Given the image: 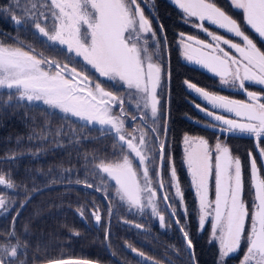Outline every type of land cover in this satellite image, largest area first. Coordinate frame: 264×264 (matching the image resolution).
<instances>
[{
    "label": "snow or ice",
    "instance_id": "obj_1",
    "mask_svg": "<svg viewBox=\"0 0 264 264\" xmlns=\"http://www.w3.org/2000/svg\"><path fill=\"white\" fill-rule=\"evenodd\" d=\"M142 3L144 0H24L21 8L19 0H16L14 6L4 9L14 13L11 20L21 27H33L46 47L63 51L68 62L61 63L55 58L45 57L43 53L37 54L32 48L25 50L0 43V90L8 91L5 104L15 100L39 106L37 102H42L50 110L59 109L64 119L74 117L76 122H83V127L99 126L102 135L113 139L112 158L93 155L89 159L86 155V166L93 179L99 177V185L79 179L75 183L102 191L105 199H117L129 211L142 216L150 212L153 218L159 219L161 227L170 226L166 225L165 214L160 208L162 201L171 216L176 217L175 223L180 226L187 247L191 249L192 241L181 225L175 203V198H178L179 208L184 209L186 218L184 194L174 161L168 154L169 145L160 135L161 128L167 132V119L161 112L162 65L158 52L150 50V41L157 48L159 41ZM173 3L183 11L185 22L196 18L198 23L194 26L210 37L208 41L180 33L179 42L185 58L218 76L222 86L240 89L247 94L246 101L232 99L185 81L187 87L208 105H195L215 122L206 126L218 128L221 134H247L258 142L264 140V93L248 91L245 87L246 82L264 85V50L246 34L244 25L218 6L215 0H173ZM231 5L242 10L244 24L264 38V0H231ZM17 9L19 15L15 14ZM205 22L236 39L210 31ZM78 60L83 61L84 68L90 66L98 77L70 66ZM98 78H106L114 88L123 87L128 92L118 95L109 91ZM126 97L136 100V112L139 113L132 114L131 121L135 123L139 119L143 122L131 131L126 129L129 115ZM221 110L235 118L220 114ZM61 134L57 132V135ZM183 143L184 164L198 202L199 225L203 229L206 221L211 222L212 237L219 243L221 259L236 253L246 242L247 248L240 264H264V175H261L256 158L249 153L254 190L250 210L242 197L241 159L232 155L227 144L218 138L212 146L204 137L188 134H185ZM259 154L264 158V147L259 148ZM10 159H15V155ZM166 159L169 165L167 181L162 172ZM97 160L99 162H95ZM71 172L72 169H66L65 178L70 177ZM213 174L214 199L209 195V180ZM166 185L174 190L175 198ZM18 187L11 173L0 171V188L15 191ZM24 191L28 192L26 187ZM158 192L163 193L162 197ZM29 199L30 195H25L24 200L17 202L0 193V212H16L12 216L11 229L0 233V264H28L30 246L21 241L15 224ZM16 203H19V208L13 209ZM77 211L82 219H86L84 206ZM112 211L110 203V215ZM90 215L97 224L101 222L99 207H95ZM249 218L250 228L246 227ZM135 227L141 229L143 225L136 224ZM74 235L79 233L74 232ZM108 236L106 229L105 238ZM128 247L138 256L145 257L144 252L131 245ZM32 259L39 257L33 256ZM147 259L152 260L151 257ZM45 264L98 262L60 258L49 259ZM153 264L157 262L153 261Z\"/></svg>",
    "mask_w": 264,
    "mask_h": 264
},
{
    "label": "trees",
    "instance_id": "obj_2",
    "mask_svg": "<svg viewBox=\"0 0 264 264\" xmlns=\"http://www.w3.org/2000/svg\"><path fill=\"white\" fill-rule=\"evenodd\" d=\"M5 3L6 0H0V7L5 5ZM215 3L244 25L246 34L254 40L261 50H264V40H262L249 26L244 24L243 13L241 10L235 9L229 0H215ZM152 9L160 25L163 26V33L168 50L170 78L166 141L169 145L168 154L171 155L174 161L180 186L184 194V203L188 213L186 221L188 227L187 232L192 241L196 263L216 264L218 249L215 243L209 241V222L205 225L202 232L197 231L198 209L196 199L191 191L185 167L183 165L181 138L184 134L196 135L198 137L202 136L207 139L211 145H213L219 138L220 141H224L229 145L232 155L238 156L242 162V175L244 181L242 197L248 204L250 210L254 199V190L251 184L249 153H252L256 158L261 175H263L262 161L259 159L255 149L254 137L240 134H221L218 129L207 127V124L214 122L199 113L192 105L191 101L199 102V100L185 88V81H189L196 84L198 87L205 88L208 91H214L215 93L228 94L229 96L236 98L245 97L244 93L241 92L224 91L217 88L218 82L216 77L199 67L184 62L180 58L178 47L175 44L178 34L184 33L185 35H191L197 38H205L206 36L194 26L195 22H185V18L178 7L169 0H153ZM145 13L146 15L151 16L150 12L147 10H145ZM206 27L215 30L214 27L212 28L210 25H207ZM162 49L165 54L164 42L162 44ZM245 87L249 91L260 90L256 87H253L255 89L250 88L249 84ZM15 111H17L16 108H13L9 104H5L4 101H0V158L12 157L15 155V159L6 158L0 160V171L11 173L12 178L19 187L15 190L14 194L10 193V197L16 201H22L24 200L25 195H29L32 192V187H38L34 182H31V178L24 177L22 168L25 159H50L58 152L59 158L68 160L76 158L78 152L72 151L73 155L68 157L65 153L60 151V148L54 150L48 148L46 152L41 149H34V147H30L29 149L24 148V146L20 145L22 140L21 136L26 132L22 123V121H24V116L21 115L20 112ZM32 122L34 124L36 123L39 129L34 130L32 133L29 132V136H33L39 141L41 136L45 135L39 133L44 131L42 117L38 116V118H33ZM160 132H162V130ZM91 136L94 137L97 135L96 133H92ZM258 143L259 148L264 147V140L257 141V145ZM103 144L105 145V148L102 146ZM86 149L91 151L90 157L93 155L104 157L105 154H113V139L109 136L92 138L86 144ZM95 162H98V160ZM165 175L166 171L164 172V176ZM25 185L27 186L28 192L24 191L26 187ZM40 185L41 183H39V186ZM213 189L214 179L212 176L210 177V197H213ZM58 190L60 189L48 188L40 193L31 194L26 205L20 210L19 218L15 224V230L21 237V241H26L30 246L27 253L28 264H38L49 259L64 257L88 258L99 261L103 264H123L121 261L124 263L145 264L140 262L137 256L132 255L131 252L126 250L125 245H131L132 247L137 248L139 251L144 252L145 256L151 257L153 261L161 264H170L165 257V246L169 247L171 250L175 247L178 250L176 257H180L179 264H191L182 238L172 224L173 230L170 234L168 231H159L157 226H152L150 232H146L143 230H137L129 224L118 222V216L122 219L125 218L130 222H134L136 219L133 218V216L124 215L122 212H120L121 214L113 213V215L117 216H114L111 220L108 236L109 249L112 255L115 253V255H113L115 258H113L107 252L104 242L103 234L104 227L107 225L106 222H104L101 229L91 225L93 228H90V230L80 229V235L73 236L70 234L71 231L69 229L71 228L70 220H60L55 222V220L48 221L45 219H36L37 214H40V212H38L40 208L57 207L61 204V200L55 202L56 197L54 196L55 198H53L52 196L56 194ZM90 194L91 196L95 195L93 192H90ZM97 198L101 201L99 197ZM101 203L102 205H105L103 200ZM17 208H19V203L13 207V209ZM14 215H16L14 210H12L10 214L0 213V233H4L11 229L12 216ZM179 218L182 224L181 220H183V217L179 216ZM169 222H171L170 219ZM250 224L251 220L249 218L246 227L249 228ZM241 246L242 247L234 256L232 255L226 259L225 264H237V262L241 260L245 251V244L242 243ZM33 256H37L39 259H32ZM21 258H24L23 255Z\"/></svg>",
    "mask_w": 264,
    "mask_h": 264
},
{
    "label": "flooded vegetation",
    "instance_id": "obj_3",
    "mask_svg": "<svg viewBox=\"0 0 264 264\" xmlns=\"http://www.w3.org/2000/svg\"><path fill=\"white\" fill-rule=\"evenodd\" d=\"M41 2H43V0H41ZM15 3H16V0H6L5 5L0 7V18H1L0 43H3L4 45L11 46V47H23L25 50L32 48V49H35V52L37 54L43 53L45 57L55 58L61 61V63H67L68 61L65 58L64 52L59 49H52V48L46 47V45L43 42V38H40L38 34H35V30L33 27L31 26L21 27V26L16 25L15 22L11 20V15L14 13L4 11V9H7L10 5L14 6ZM147 3H148V0H144V3H142V6L144 10H147L148 12L151 13V10L148 8L149 6ZM15 14L17 15L20 14L18 9L15 12ZM151 18H153L155 23L159 26L160 23L153 13L151 14ZM165 64H166V82H165L166 93L163 96L164 98L162 99V105L164 106V109L167 110L169 107V86L167 84V73H168L167 62ZM70 66L77 67L78 71L84 70L88 72V74L93 75L94 77H98V74L95 73L94 70H91L90 66L87 69L83 67L82 60H78V62L73 63ZM98 79L103 87H105L109 91H113L114 93L118 95L120 94L123 95L126 92H128V90L123 87L117 86L114 88L112 84L106 80V78H98ZM7 98H8V91L0 90V101H5L7 100ZM126 100H129V102L126 104V109L128 110V113H129L126 119V129L128 131H131L132 128L139 127L143 122L139 119L135 123L131 121L132 114L139 115V113L136 112V100L129 99L128 97H126ZM37 104L39 106L29 105L27 102L17 103L15 100H13L9 105L12 106L13 108H16V110L20 112L21 115H24L26 113L28 114L37 113L39 117H42V122L49 121L50 127H51V133H53L54 139H56V142H57L56 144H54V147L52 148L58 149L61 147L64 149L70 146L71 151H73L74 148L79 149L78 147L86 148V144L92 138L101 137V136H109V135H102L99 131V128H93L90 126L88 127L81 126L83 122H76V118L74 117L70 119H64L63 118L64 114L61 113L59 109L50 110L48 109L46 105H43L41 102H37ZM115 111H118V109H115ZM149 123H151L150 120H149ZM42 125L44 124L42 123ZM73 129H75L74 134L72 133ZM58 131H60L62 134L57 135ZM39 133L46 134L45 131L39 132ZM92 133H96L97 136L92 137L91 136ZM160 133H161V138L163 139L164 130L162 129V132ZM34 149H38L37 145L34 146ZM39 149L44 151L42 147ZM61 152L66 153V151H61ZM58 154L59 153L57 152L50 159H47V158L25 159L23 161L22 172L24 174V177L31 178L32 179L31 182L32 183L34 182L36 185H38V187L36 188L32 187L33 190L29 195L33 193H36V194L40 193L48 188H57L60 190H58L56 194L52 195L53 198L56 197L57 198L56 201L65 200L67 202L65 206L59 205L57 207L54 206V207L40 208L38 212H40L41 214H37L36 219H39V220L45 219L48 221L55 220V222L60 221V220H70L71 221V226H70L71 228H69L71 231L70 234L73 236H77V235H74V232L79 233L81 226H83V228L85 229V226H84L85 224L86 226H91V225H93L94 227L100 226V225L98 226V224L95 222L93 218L91 221L90 213L93 210V208L89 204L93 203L94 201L99 208H102V207L104 208V205H102L101 201H99L97 198L99 197V198H102L108 210L110 201L109 199H105L104 193L102 191L97 192L95 191V188H87L83 184L75 183V181L79 179L81 181L88 180L89 183H92L97 186L99 185V178L93 179V177L91 176V172L88 170L86 166L85 161H81L76 158L63 160L58 157ZM66 169H72L70 177H67V178H65ZM69 180H71L72 182L69 183ZM39 183H41L40 186H39ZM89 191L93 192L95 195L91 196ZM158 196L161 197L159 192H158ZM92 198H95V199H92ZM82 200L83 202L88 201L86 203L85 212L90 219L89 222H85L77 211V209L81 207L80 202H82ZM116 209L118 210L119 208H116ZM113 210H114V207H113ZM173 225L175 226V229L179 233L176 225L174 223ZM172 230L173 229L169 227L168 233L170 234ZM167 248L166 250H168Z\"/></svg>",
    "mask_w": 264,
    "mask_h": 264
},
{
    "label": "rangeland",
    "instance_id": "obj_4",
    "mask_svg": "<svg viewBox=\"0 0 264 264\" xmlns=\"http://www.w3.org/2000/svg\"><path fill=\"white\" fill-rule=\"evenodd\" d=\"M172 2H173V0H171ZM19 3H20V7L22 8L23 6H24V0H19ZM148 8L151 10V13L150 14H154V12H153V9H152V5H153V0H148ZM142 6V5H141ZM175 6L176 7H178L176 4H175ZM142 8H143V6H142ZM179 8V7H178ZM180 9V8H179ZM145 11V10H144ZM180 12L184 15V13H183V11L180 9ZM146 14V13H145ZM147 17H149L148 15H146ZM185 16V15H184ZM149 19L152 21V27H153V29L156 31V34H157V40L159 41V48H157L156 47V44L155 43H152L151 41H150V50H153V49H155L157 52H158V55H159V57H160V63H161V65H162V83H163V90H162V92H161V100L164 98L163 96L165 95V93H166V88H165V82H166V51H165V54H164V51H163V49H162V44H163V42H165L164 41V39H163V37H162V33H161V31H160V28H159V26L155 23V21H154V19L153 18H151V16L149 17ZM153 19V20H152ZM191 19H193L194 20V22L195 23H198V21L196 20V18H191ZM190 18L188 19V21L189 20H191ZM207 25H211V24H208L207 22H205V27L207 26ZM211 27L213 28L214 27V29L215 30H217V31H215V30H212V29H209L210 31H213V32H216L217 34H219V35H224V36H226V38H229V39H236V38H234V37H232L231 35H229V34H227V33H225L223 30H221V29H218V28H216L214 25H211ZM200 32L201 33H203L206 37L205 38H198V39H202V40H208V41H210V37H208L207 36V34L205 33V32H203L201 29H200ZM257 34V33H256ZM258 35V34H257ZM186 36V35H185ZM187 36H189V35H187ZM162 39H163V41H162ZM262 40H264V38H261ZM180 34H178L177 35V39H176V42H175V44L177 45V47H178V51H179V56H180V58L184 61V62H187V63H190V64H192V65H194V66H196V67H199V68H201V69H203V70H205V71H207L208 73H210V74H212L214 77H216L217 78V82H218V84H217V88H219V89H221V90H224V91H234V92H241V93H243L242 92V90H240V89H231V88H229V87H227V86H222L221 84H220V80H219V77L218 76H215V74H213L212 72H210V71H208L207 69H205V68H203L202 66H200L199 64H196V63H194V62H190V61H188L186 58H185V56L183 55V49H182V47H181V45H180ZM237 42H239L238 40H237ZM165 44V43H164ZM225 47V49L226 50H229V49H227V46H224ZM230 51H232L233 52V54H235L234 53V50H230ZM247 84H249V87L250 88H252V89H255V88H253V87H256V88H259L260 90H258V91H254V90H251L252 92H257V93H263V91H264V85H256V84H254V83H252V82H246V84H245V86L247 85ZM184 85H185V88L194 96V97H196L198 100H199V102H193V101H191L192 102V105L195 107V105L196 104H201V106L202 107H208V105L206 104V102H204L200 97H198V95L195 93V92H193L192 90H190L188 87H187V85H186V83H184ZM249 91V90H248ZM211 92H214V91H211ZM218 94H220V95H224V96H229L228 94H221V93H218ZM120 95H122V94H120ZM244 98H236V97H232V96H229L230 98H232V99H237V100H247L248 98H247V96L244 94ZM262 102H264V101H262ZM42 103V102H41ZM196 108V107H195ZM196 110L199 112V113H201L202 115H204L205 117H207V118H209V119H211V117H208V116H206L205 115V113H203V112H201V111H199L197 108H196ZM168 111H169V107H168V109L166 110V109H164V106L162 105V108H161V112L163 113V117L165 118L166 117V115H167V122H168ZM15 112H18V111H15ZM37 113H31V114H28V113H26V114H24L23 116H24V121H22V123H23V127L26 129L25 131V133L21 136V143H20V145L21 146H24V148H30V147H34L35 145H32V144H37V148L39 149V148H43L44 149V151L46 152L47 150H48V148L49 149H51V150H54V149H57V148H52V147H54V144H56L57 142H56V139H54V135H53V133H51V127H50V122L49 121H47V122H43V127H44V131H45V135H42L41 136V138L39 139V141H37V138H35V137H33V136H29V132L30 133H32L34 130H38L39 129V127L37 126V124L35 123H33L32 122V119L33 118H38V114L36 115ZM220 114H224V115H228L229 116V118H235L232 114H228V113H224L222 110L220 111ZM212 120V119H211ZM163 121H161V123H162ZM214 122V121H213ZM215 123V122H214ZM168 124V123H167ZM35 125V126H34ZM163 128H161V130H162ZM216 129H218V128H216ZM219 130V129H218ZM44 134V133H43ZM161 135V134H160ZM189 135V134H188ZM245 136H248L247 134H244ZM184 136H185V134L182 136V138H181V150H182V159H183V165H184V167H185V171H186V175H187V179H188V181H189V184H190V188H191V191L193 192V195H194V197H195V199H196V205H197V209H198V202H197V198H196V195H195V190H194V188H193V186H192V183H191V177H190V175H189V173H188V171H187V168H186V165L184 164V143H183V140H184ZM189 136H193V137H198V136H196V135H189ZM66 137V136H65ZM251 137H253V136H251ZM41 139H43V140H41ZM207 140V139H206ZM257 139L254 137V143H255V149H256V151H257V154H258V157H259V159L262 161V165H263V170H262V172H263V175H264V158H261L260 157V154H259V147H258V145H257V141H256ZM217 142V141H216ZM216 142L212 145V146H214L215 144H216ZM224 142V141H223ZM225 143V142H224ZM210 144V143H209ZM211 145V144H210ZM104 148H105V145L103 144L102 145ZM227 146L229 147V145L227 144ZM79 149H75L74 148V150L73 151H76V152H78V156L76 157V159H79V160H81V161H85V156L87 155L88 157H89V159L91 158L90 157V153H91V151L90 150H88V149H86V148H80V147H78ZM230 148V147H229ZM66 151V153H65V155L66 156H68V157H70V156H72L73 155V153H72V151H71V148H70V146H68L67 148H61L60 147V151ZM86 150V151H85ZM116 152H117V154H118V149L116 150ZM48 153V152H47ZM104 157H107V158H109V159H111L112 158V153L111 154H105L104 155ZM86 162V161H85ZM99 162V161H98ZM258 166V165H257ZM259 168V167H258ZM166 171V175L164 176V172ZM162 172H163V176H164V179L167 181L168 179H169V165H168V162H167V160H165V162H164V165H163V168H162ZM91 176H92V174H91ZM99 177H97V179H98ZM213 179H214V174H213ZM114 183V182H113ZM166 187H167V190L169 191V193L172 195V197L173 198H175L174 197V190L170 187V185H166ZM0 193H3V194H5V195H8V196H11V194L10 193H15V191H13V190H6V189H3V188H0ZM210 180H209V195H210ZM214 197H215V180H214V189H213V197H211L212 199H214ZM12 198V197H11ZM13 199V198H12ZM92 199H95V198H92ZM100 200L102 201V198H100ZM54 201V200H53ZM110 201V200H109ZM17 202H19V201H17ZM55 202H56V198H55ZM88 202V201H87ZM86 201L85 202H83V200H82V202H80V205L81 206H84V208L86 209V203H87ZM61 204H60V206H65L66 205V201L64 200V201H61L60 202ZM109 203H111V206H112V208L114 207V210H113V213L114 214H121L120 212H122V213H124V215H127V216H133V218H135L136 220H134V222L132 221V222H130V221H128V220H126L125 218H120L119 216H118V218H119V220H118V222H120V223H122V224H129V225H131V226H133L134 228H136L135 227V225L136 224H141V225H143V228H141V229H138V228H136L137 230H143V231H146V232H150V228L152 227V226H157L158 227V230L159 231H161V232H164V231H168V228L169 227H171L172 229H173V223L174 222H172V219H171V217H170V215H169V213L167 212V209H166V207H165V205H164V203L161 201V204H160V208H161V210L164 212V214H165V218H166V225H170V226H165V227H161L160 226V222H159V219L158 218H153L152 216H151V213L150 212H146V214H144L143 216L140 214V213H138V212H135V211H129V209L127 208V206L126 205H122L117 199H112ZM175 203L177 204V209H178V215L179 216H182L183 217V220H184V222H183V220H181L182 221V224L181 225H183L184 227H185V229H186V231H187V229H188V227H187V225H186V221H187V217L185 218V213H184V209H181V208H179V200H178V198H175ZM15 205H17V203L16 204H14L13 205V207H15ZM93 209L95 208V207H98L97 206V204L93 201V203H91V204H89ZM105 207H106V204L104 205V208L102 207V208H100V210H101V215H102V221H101V224L99 223L98 224V228H102L103 227V224H104V222H106V224L108 223V219H109V212H108V210H107V207H106V209H105ZM119 207V209L117 210L116 208H118ZM0 213H2V212H0ZM112 213V214H113ZM41 214V213H40ZM198 216H199V211H198V214H197ZM114 216H117V215H111V220H112V218L114 217ZM187 216H188V213H187ZM198 216H197V223H198V232H202V230L204 229V227H203V229H201V227H200V225H199V221H198ZM171 220V222H169V219ZM90 219H91V221H92V216L90 215ZM90 219H89V217H88V215L86 214V219H83L85 222H89L90 221ZM168 220V221H167ZM127 221V222H126ZM142 221V222H141ZM209 222V225H210V230H209V234H208V238H209V241H211V242H213V243H215L216 244V246H217V249H218V256H217V259H216V264H225V262H226V259L228 258V257H225V258H223V259H221V257H220V251H219V243H218V241H216L215 239H213V237H212V226H211V222L210 221H206V223H205V225L207 224ZM110 223H111V221H110ZM172 224V225H171ZM251 225V224H250ZM85 226V229L83 228V226H81V230H90V228H93V226H86V224L84 225ZM175 227V226H174ZM106 228H107V225L104 227V236H105V230H106ZM110 228V227H109ZM250 228V227H249ZM79 235H80V233H79ZM79 235H77V236H79ZM175 241V240H174ZM13 242H15V241H13ZM104 242H105V237H104ZM245 244V246H244V249H245V251H246V248H247V244L246 243H244ZM109 245V244H108ZM171 247H173V246H171ZM242 247V246H241ZM125 248H126V250H128L129 252H131V254L132 255H134V256H137L138 258H139V260H140V262H143V263H145V264H153V260H148L147 259V256H145V257H140V256H138L136 253H133L132 251H131V249L128 247V246H126L125 245ZM166 246H165V250H166ZM174 249L173 250H171L170 248H167L168 250H166L165 251V257H166V260L167 261H169L170 262V264H179V260H180V257H176V255H177V252H178V250L175 248V247H173ZM170 250H171V252H170ZM187 251V250H186ZM239 251V250H238ZM237 251V252H238ZM245 251H244V253H245ZM236 252V253H237ZM188 253V252H187ZM236 253H233V254H230V256H234ZM244 253H243V255H242V257H241V259L243 258V256H244ZM229 256V257H230ZM117 259V258H116ZM118 260V259H117ZM240 261L241 260H239V262H237V264H240ZM121 263H123V264H132V263H124V262H122L121 261ZM157 264H161V263H158L157 262Z\"/></svg>",
    "mask_w": 264,
    "mask_h": 264
},
{
    "label": "water",
    "instance_id": "obj_5",
    "mask_svg": "<svg viewBox=\"0 0 264 264\" xmlns=\"http://www.w3.org/2000/svg\"><path fill=\"white\" fill-rule=\"evenodd\" d=\"M159 28H160V30H161V25L159 24ZM162 32V37H163V39H164V35H163V31H161ZM164 41H165V39H164ZM165 43V45H166V42H164ZM165 48H166V62H167V68H168V73H167V84H168V86H169V63H168V51H167V47L165 46ZM242 92L247 96V94H246V92L245 91H243L242 90ZM166 119H167V115H166ZM168 123V122H167ZM168 125V124H167ZM91 127V126H90ZM95 128H99V126H96ZM167 133V132H166ZM166 133L164 132V136H163V139H166ZM257 141V140H256ZM6 158H11V157H2V158H0V160H2V159H6ZM160 195H161V197H162V195H163V193H160ZM30 197H31V195H30ZM165 205V204H164ZM166 207V206H165ZM167 212L169 213V215H170V217H171V219H172V221L174 222V224L176 225V227H177V229H178V231H179V234H180V236H181V238H182V240H183V242H184V245H185V248H186V250H187V252H188V255H189V258H190V262H191V264H197L196 263V260H195V258L193 259V254H194V250H193V245H192V248L191 249H189L188 247H187V241L183 238V234L181 233V231H180V226L179 225H177L176 223H175V219H176V217H172L171 216V214H170V210H168L167 209ZM110 221H111V215L109 214V219H108V223H107V230L109 231V227H110ZM105 237V236H104ZM105 247H106V249H107V252L113 257V258H115L113 255H112V253H111V251H110V249H109V245H108V239H106L105 238ZM195 257V256H194ZM58 259H60V258H58ZM63 259H72V260H80V259H84V260H91V261H96V260H92V259H88V258H81V257H64ZM45 262L46 261H44V262H40V263H38V264H45ZM96 262H98V264H103V263H101V262H99V261H96ZM120 262V261H119Z\"/></svg>",
    "mask_w": 264,
    "mask_h": 264
},
{
    "label": "crops",
    "instance_id": "obj_6",
    "mask_svg": "<svg viewBox=\"0 0 264 264\" xmlns=\"http://www.w3.org/2000/svg\"><path fill=\"white\" fill-rule=\"evenodd\" d=\"M171 3H173L171 0H169ZM230 1V3H231V0H229ZM174 5H175V3H173ZM179 9V8H178ZM180 10V9H179ZM242 11V10H241ZM243 13V12H242ZM183 15V14H182ZM184 16V15H183ZM184 18H185V16H184ZM191 19V18H190ZM190 22H194V20L193 19H191V20H189ZM194 24H196V23H194ZM211 26V25H210ZM200 30V29H199ZM254 31V30H253ZM187 36V35H186Z\"/></svg>",
    "mask_w": 264,
    "mask_h": 264
}]
</instances>
